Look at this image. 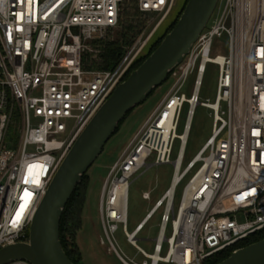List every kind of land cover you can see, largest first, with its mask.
Here are the masks:
<instances>
[{
	"label": "built area",
	"instance_id": "1",
	"mask_svg": "<svg viewBox=\"0 0 264 264\" xmlns=\"http://www.w3.org/2000/svg\"><path fill=\"white\" fill-rule=\"evenodd\" d=\"M125 1L0 0V249L28 243L30 224L64 156L148 41L139 46L140 35L122 46L113 66L93 67L102 60L101 41L120 28ZM132 1L160 22L175 3ZM224 35L225 54L218 49ZM209 63L217 66L216 91L212 102H202L198 92ZM194 70L187 97L180 89ZM167 79L166 93L100 186L99 243L121 264H206L264 230V0H223ZM196 105L210 110L211 134L182 167ZM152 164H171V179L129 233L130 180ZM188 175L175 207L176 188ZM157 213L148 252L136 236ZM119 224L135 249L131 257L116 243Z\"/></svg>",
	"mask_w": 264,
	"mask_h": 264
},
{
	"label": "rangeland",
	"instance_id": "2",
	"mask_svg": "<svg viewBox=\"0 0 264 264\" xmlns=\"http://www.w3.org/2000/svg\"><path fill=\"white\" fill-rule=\"evenodd\" d=\"M130 0H126L125 6H130ZM184 0H175V3L166 16L160 22L161 16L150 15H137L132 21L136 26L132 32H126V41L134 42L140 35H142L141 43L149 36L148 41L137 55L136 60L141 57L148 56L161 42L163 37L170 31L174 25L180 12L182 10ZM223 3V0H218L216 7L211 15H215ZM160 22V23H159ZM210 23V19L207 24ZM121 28L112 30L104 37L105 40H120ZM219 51L227 53V38L224 35L220 39ZM129 45V44H128ZM195 77V70L190 72L180 92L189 96L193 80ZM217 81V66L214 64H207L204 74L202 76L201 85L198 92L200 101L205 102L214 100ZM171 84V80L167 79L158 87L154 88L148 97L139 105L135 106L121 121L116 128L114 134L106 142L101 150L100 155L93 162L91 167L87 170L81 185L78 190L77 199L83 198L82 205L78 214V229L75 231L74 236L66 239L69 242H74L76 246V264H121L114 254L106 251L99 243V236L101 235V228L98 217V196L100 192L101 183L108 171V168L123 152L127 143L131 140L134 133L139 126L147 118L150 112L161 100L163 95ZM186 104L183 106L178 133L181 132L182 124L186 112ZM212 115L209 109L196 105L191 121V127L187 138V144L184 151V160L182 167L198 152L205 140L211 134ZM177 145L174 148L171 159L176 155ZM172 175L171 164H152L148 168H141L130 180L128 188V207H127V220L126 230L131 232L135 226L142 220L147 211L152 207L155 200H157L163 191L168 187ZM189 175L177 186L174 206H177L181 190L187 181ZM149 194V199H143V193ZM159 221V213L144 226L142 231L137 234V244L148 252L152 251L154 237L157 232V223ZM168 230L166 231L167 234ZM118 247L128 256L135 254V249L126 241L122 231L121 224L118 225V230L114 234ZM149 239V240H146ZM165 251V245L162 253ZM136 260L140 261L141 257L136 256Z\"/></svg>",
	"mask_w": 264,
	"mask_h": 264
},
{
	"label": "water",
	"instance_id": "3",
	"mask_svg": "<svg viewBox=\"0 0 264 264\" xmlns=\"http://www.w3.org/2000/svg\"><path fill=\"white\" fill-rule=\"evenodd\" d=\"M218 0H187L158 46L117 84L73 141L54 174L29 227L28 243L0 249V264H73L59 240L62 211L83 174L100 155L119 123L177 66L210 19ZM217 264H264V238L233 251Z\"/></svg>",
	"mask_w": 264,
	"mask_h": 264
},
{
	"label": "trees",
	"instance_id": "4",
	"mask_svg": "<svg viewBox=\"0 0 264 264\" xmlns=\"http://www.w3.org/2000/svg\"><path fill=\"white\" fill-rule=\"evenodd\" d=\"M187 0H184L182 9L185 5ZM131 5L125 6L122 11V16L120 20V28H121V33H120V40H102L101 45H102V54H101V62L98 65H93L94 68L98 69H107L113 66L121 53L122 46L123 45H128L130 44L129 41H126V32H132L134 28L136 27L134 25V21L132 19L137 16L138 14L141 15V13L138 12L136 9L134 3L132 0L129 2ZM182 11V10H181ZM181 13V12H180ZM179 17V16H178ZM173 27V26H172ZM171 27V28H172ZM147 57V56H146ZM141 57L132 64L131 68L125 75L124 79L125 80L129 73L136 69L142 61L146 58ZM121 123V122H120ZM119 123V124H120ZM86 174V173H85ZM82 175L80 182L76 185L72 195L70 196L68 202L66 203L62 215L60 218L59 222V240L62 246V249L64 253L66 254L67 258L73 263L76 264V259H74V255H76V246L74 242H69L66 239V236L69 238H72L74 236L75 231L78 229V214L80 211V207L82 205L83 198L77 199L78 197V190L81 185V182L84 178V175ZM84 202V201H83ZM264 238V230L260 231L254 235L249 236L245 240L239 242L237 247H245L251 243L257 242L261 239ZM232 253V249H227L222 252H219L215 255H213L211 258H209L206 262V264H217L221 262L222 260L226 259L230 254Z\"/></svg>",
	"mask_w": 264,
	"mask_h": 264
}]
</instances>
